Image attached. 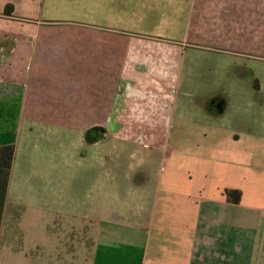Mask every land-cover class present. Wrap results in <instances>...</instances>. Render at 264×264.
<instances>
[{"label": "crops", "instance_id": "1", "mask_svg": "<svg viewBox=\"0 0 264 264\" xmlns=\"http://www.w3.org/2000/svg\"><path fill=\"white\" fill-rule=\"evenodd\" d=\"M6 5L0 146L14 157L2 220L37 173L23 170L20 128L72 127L87 146L115 144L80 178L66 169L54 199L82 223L66 233L76 264H264V55L250 52L264 0H91L46 22Z\"/></svg>", "mask_w": 264, "mask_h": 264}, {"label": "rangeland", "instance_id": "2", "mask_svg": "<svg viewBox=\"0 0 264 264\" xmlns=\"http://www.w3.org/2000/svg\"><path fill=\"white\" fill-rule=\"evenodd\" d=\"M90 1L0 0V4L20 5L22 3L24 7L28 5L31 12L18 11V14L46 22L70 17L72 10L85 11L86 7L81 6ZM84 15L90 16L85 12ZM110 17L111 14L106 16L101 12L98 20L109 21ZM114 17L116 19V15ZM87 19L89 18L84 16L83 20ZM252 43L250 52L264 55V40L256 43L252 41ZM247 61L243 59L244 63ZM26 111L30 115L29 119L33 120L48 121L45 118H50V122L57 124L61 123V120H67L58 112H44L43 114L32 109ZM76 133L77 130L72 127L32 126V130L26 132L27 135H23L20 128L19 139L21 141L18 146L22 153H25L24 161L27 166L23 170L27 171L34 167L37 173L23 192L21 191L23 200L12 208L10 207L7 214L9 218H3L1 222L0 264H62L65 261H72V264H76L77 258L67 254V248L74 240L66 233L69 228L75 231L81 230L82 223L78 222L77 218L66 215V212H61L54 199L59 194V185L63 182L66 169L71 170L72 178L75 177L74 180H76L80 178L76 175L78 170H87L95 165L93 158L95 154L104 155L115 145L103 142L97 146H87L80 136L77 137ZM25 138L34 144H28ZM85 178V181L89 180L88 175ZM137 179L138 177L136 181ZM75 186L77 182H72L71 191L75 189ZM86 245L89 247V244ZM262 256L264 259V246ZM86 258L87 256H84V262Z\"/></svg>", "mask_w": 264, "mask_h": 264}, {"label": "trees", "instance_id": "3", "mask_svg": "<svg viewBox=\"0 0 264 264\" xmlns=\"http://www.w3.org/2000/svg\"><path fill=\"white\" fill-rule=\"evenodd\" d=\"M12 5H6L4 12L9 15ZM14 157V147L11 144L0 146V227L2 221L3 207L6 198V191L10 175V168ZM227 200L231 203H238L240 192L238 190H225Z\"/></svg>", "mask_w": 264, "mask_h": 264}]
</instances>
